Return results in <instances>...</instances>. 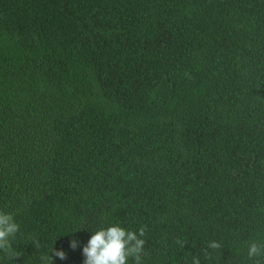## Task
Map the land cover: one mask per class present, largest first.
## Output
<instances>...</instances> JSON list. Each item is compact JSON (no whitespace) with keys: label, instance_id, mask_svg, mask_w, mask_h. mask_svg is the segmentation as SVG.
<instances>
[{"label":"trees","instance_id":"obj_1","mask_svg":"<svg viewBox=\"0 0 264 264\" xmlns=\"http://www.w3.org/2000/svg\"><path fill=\"white\" fill-rule=\"evenodd\" d=\"M264 0H0V264H264Z\"/></svg>","mask_w":264,"mask_h":264},{"label":"clouds","instance_id":"obj_2","mask_svg":"<svg viewBox=\"0 0 264 264\" xmlns=\"http://www.w3.org/2000/svg\"><path fill=\"white\" fill-rule=\"evenodd\" d=\"M264 166V165H263Z\"/></svg>","mask_w":264,"mask_h":264}]
</instances>
